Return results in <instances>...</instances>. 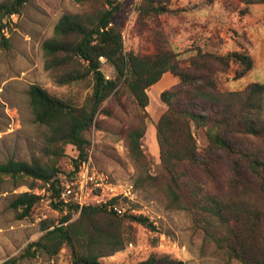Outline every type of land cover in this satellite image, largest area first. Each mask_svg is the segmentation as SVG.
<instances>
[{"label": "rangeland", "instance_id": "374dc122", "mask_svg": "<svg viewBox=\"0 0 264 264\" xmlns=\"http://www.w3.org/2000/svg\"><path fill=\"white\" fill-rule=\"evenodd\" d=\"M115 1L120 9L113 15L112 23L122 32L125 51L153 54L164 44L175 53H181L180 58L195 54L196 48L221 55L228 51H243L252 57V68L238 77L235 73L240 68L233 63L228 75L221 77L223 88L240 90L251 83L264 85V3L162 0L169 11L155 13L142 11L149 8L144 0ZM101 6L102 0H29L19 14L7 18L4 35L8 38V47L0 48V162L10 158L28 162L45 160L46 128L34 120L28 95L31 84H38L50 94L77 104L89 93L86 82L57 83L55 72L44 67L41 45L52 36L62 14L91 11ZM102 61V69L110 77L113 68L104 59ZM177 82V77L166 72L147 89L148 118L141 140L146 156L144 163L135 162L126 148L124 136L138 119L135 104L128 95L106 99L87 133L90 140L88 159L101 179L102 187L88 193L86 205H104L116 197L113 208L122 210L119 215L141 214L156 227L152 230L136 222L124 221L123 226L128 228L132 239L121 250L109 252L106 249L108 255L101 257L104 263L136 264L150 255L168 254L184 264H226L222 251L210 236L216 229V221L197 200H205L207 194L219 199L233 197L246 211L242 218L249 216L256 224V233L264 234V192L259 178L243 161L240 176L233 180V158L221 151L209 153L202 127L193 129L202 154L200 162L185 165L182 201L186 207L169 204V178L161 164L155 137L156 123L167 108L160 100V93ZM236 142L241 148L264 150V138L239 134ZM76 155L72 145L65 147V155L58 161L62 178L73 169L72 159ZM31 181L27 179L16 188L9 178L0 184V264L9 259H16L14 264H71L67 246L52 257L45 254L20 257L27 245L42 235V221L51 220L56 224L65 213L53 208L45 189H29ZM192 190L198 191V196L195 197ZM24 191H32L42 198L30 216L20 219L9 203L16 194ZM239 213L238 207H233L231 218L234 220ZM78 214L73 212L71 220L77 219ZM229 264L242 263L233 260Z\"/></svg>", "mask_w": 264, "mask_h": 264}, {"label": "trees", "instance_id": "16d2710c", "mask_svg": "<svg viewBox=\"0 0 264 264\" xmlns=\"http://www.w3.org/2000/svg\"><path fill=\"white\" fill-rule=\"evenodd\" d=\"M28 1L0 0V48L8 47V38L4 35L7 18L19 14ZM144 1L149 8L142 11H169L162 0ZM239 1L245 5L264 3V0ZM119 9L115 0H102V6L94 10L64 13L56 22L52 36L41 45L44 67L55 72L57 83L86 82L90 91L77 104L50 94L38 84L29 86V105L34 120L46 128L45 160L28 162L10 158L0 162V184L9 178L16 188L30 179L29 189H45L53 208L65 213L56 224L51 220L42 221V235L27 245L21 258L42 254L52 257L67 246L71 252V264H108L101 260L108 255L105 250H121L132 239L128 228L123 226L124 221L155 230V225L144 215H119L113 208L116 197L104 205L88 204L79 208L74 202L63 203L60 194L64 185L74 180L79 165L88 159L90 140L87 133L94 125L101 105L111 96L126 94L134 102L138 119L124 136L126 148L135 162L146 161L141 140L148 118L147 89L166 72L178 78L177 84L160 93V100L167 108L156 123L160 161L169 178V204L186 207L182 201L185 165L200 162L202 154L193 130L200 127L204 130L209 153L221 151L233 158V180L240 176L241 162L245 161L259 178L264 192V150L241 148L236 142L239 134L264 138V85L251 83L240 90H227L221 82V77L228 75L233 63L240 68L235 73L238 77L250 70L252 57L237 50L221 55L196 48L195 54L180 58L181 53H175L167 44L153 54L125 51L122 32L112 23V17ZM103 59L113 68L108 78L102 69ZM67 145H72L77 155L72 159L73 169L62 178L58 161L65 155ZM191 193L195 197L199 194L196 190ZM41 198L32 191H24L12 198L9 207L22 219L30 216ZM204 199L197 200L216 221V229L210 236L222 251L225 263L237 260L242 264H264V234L259 236L256 233V224L249 216L242 218L246 211L233 197L219 199L207 194ZM233 207L240 210L234 220L230 215ZM73 212L79 213L75 220H71ZM15 260L9 259L2 264H14ZM136 264L184 262L164 254L150 255Z\"/></svg>", "mask_w": 264, "mask_h": 264}, {"label": "built area", "instance_id": "2783aa9c", "mask_svg": "<svg viewBox=\"0 0 264 264\" xmlns=\"http://www.w3.org/2000/svg\"><path fill=\"white\" fill-rule=\"evenodd\" d=\"M108 78V76H106ZM102 181L96 176V172L90 166V159L83 161L78 168V172L73 181L64 185L60 194V200L69 204L74 202L81 208L86 205V198L89 192L93 188H101ZM118 214L122 213V210L114 207Z\"/></svg>", "mask_w": 264, "mask_h": 264}, {"label": "bare ground", "instance_id": "6f19581e", "mask_svg": "<svg viewBox=\"0 0 264 264\" xmlns=\"http://www.w3.org/2000/svg\"><path fill=\"white\" fill-rule=\"evenodd\" d=\"M149 131V130H148ZM156 138V137H155Z\"/></svg>", "mask_w": 264, "mask_h": 264}, {"label": "crops", "instance_id": "0c3cea01", "mask_svg": "<svg viewBox=\"0 0 264 264\" xmlns=\"http://www.w3.org/2000/svg\"><path fill=\"white\" fill-rule=\"evenodd\" d=\"M159 81V80H158Z\"/></svg>", "mask_w": 264, "mask_h": 264}]
</instances>
